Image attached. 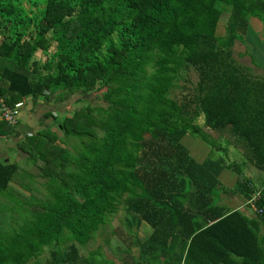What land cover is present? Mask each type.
Returning <instances> with one entry per match:
<instances>
[{
	"label": "trees",
	"instance_id": "obj_1",
	"mask_svg": "<svg viewBox=\"0 0 264 264\" xmlns=\"http://www.w3.org/2000/svg\"><path fill=\"white\" fill-rule=\"evenodd\" d=\"M255 25L264 31V0H0V140L19 136L23 106L90 103L50 112L48 129L15 143L46 192L0 157V264H105L81 250L121 207L129 228L153 230L122 264H264V76L234 54ZM188 135L228 161L199 164ZM260 190L262 214L218 205Z\"/></svg>",
	"mask_w": 264,
	"mask_h": 264
},
{
	"label": "rangeland",
	"instance_id": "obj_2",
	"mask_svg": "<svg viewBox=\"0 0 264 264\" xmlns=\"http://www.w3.org/2000/svg\"><path fill=\"white\" fill-rule=\"evenodd\" d=\"M227 24V16H225L222 21L220 22L219 29H218V35L224 36L225 35V29ZM254 29H251L249 32V35L245 37V43H238L236 47H234V54L238 60V62L244 66L251 67L253 72L256 75L264 76V31L262 30V26L255 25L253 26ZM36 59H45V57L41 53H37L35 56ZM252 58L256 62L254 64L252 62ZM191 79L195 83L197 81L195 74H191ZM101 93H96L93 95L97 99L98 102L99 96ZM84 98H88V95L83 96ZM78 96H67L64 101L62 102H54V98L49 101L39 100L35 106L32 108L31 106L28 108V106H23L22 110L20 111V118L18 121L19 126V133L18 137L9 139L8 141H5L3 139L0 140V157L6 158L8 161L17 162L20 165H22L23 168L27 169V172L35 176V184L33 185L34 188H36L38 191L46 192V186H45V180L42 178H39V171L36 167L31 165V163H27L26 155L24 156L23 153L20 151H13L15 148V143L19 140H24L29 134L37 133L39 131H43L48 129L52 124V119L49 118L47 115L52 113H65L67 112L69 115L74 111L77 107H85L89 102H81L76 103V99ZM91 101V100H90ZM97 103L93 101L91 103L92 106H96ZM101 104V103H99ZM204 119L201 117L198 120L199 124H203ZM15 123V122H14ZM53 130L58 133L57 127H53ZM215 139H221L218 134H213ZM195 140V142L203 143L202 140L199 138H192ZM57 144L60 145V142ZM62 145V144H61ZM188 148L193 149L196 151V146L194 144H191L187 142ZM207 147L206 144L203 143ZM219 148H224L227 146L226 143L220 142L218 143ZM199 147V146H198ZM209 151V156L213 159H218L220 156L225 157V160L228 161V156L226 152L223 151H213L210 147H207ZM230 159L235 160L237 156L234 155L233 146L230 147ZM207 150V151H208ZM206 157V158H208ZM255 172L256 170H251ZM247 172L251 174L250 172ZM260 174V173H259ZM232 177V176H231ZM238 179V177H237ZM225 181H222V183L225 185L224 187L226 189H235V176L232 177L231 182H233L232 185H226L224 183ZM17 188H21L20 182L16 184ZM222 192H218V197L221 195ZM224 203H227L229 206V211H232L235 207V198H232L229 195H224ZM231 198V199H229ZM238 200V199H236ZM245 204V202L241 201L240 207L242 208V204ZM245 206V205H244ZM244 211V210H242ZM12 216V213H10ZM251 215L256 214L255 210L250 211ZM16 213L14 214V218L16 217ZM125 214L123 212V207L120 208L119 212L111 218L109 223L101 228L99 231L97 238L94 243H92L86 250H81V253L83 256L87 257L90 254V251L99 252V256L94 257L93 260H95L96 263H105V264H122L123 258L125 257L127 253V249L129 246H131V252L135 257H138L139 255V248L134 243V239L138 237L143 242L146 241L152 234L153 230L152 228L144 223V225L141 226V228L133 227L132 229L128 227L125 220ZM4 219H1L3 221L10 222L11 218L8 216L1 217ZM12 221V220H11ZM48 257L50 259V248H46V255L44 258ZM88 258V257H87ZM42 263V261H41ZM45 264V262H43Z\"/></svg>",
	"mask_w": 264,
	"mask_h": 264
},
{
	"label": "crops",
	"instance_id": "obj_3",
	"mask_svg": "<svg viewBox=\"0 0 264 264\" xmlns=\"http://www.w3.org/2000/svg\"><path fill=\"white\" fill-rule=\"evenodd\" d=\"M193 137H191L190 135H188L187 137H185V139L183 140V144L185 145V147L188 149V151L190 152L191 156L196 160V162H198L199 164L203 163L209 156V151L211 152V150H208V148L203 145V143H198L195 142V140L192 139ZM195 139V138H194ZM187 142L194 144L196 146V151H194L191 148H188L189 146L187 145ZM199 146V147H198ZM208 150V151H207ZM235 176V184L237 182V175H235L234 173L230 172L229 170H225L222 172V174L220 175V181H225L224 183L226 185H232L233 182H231L232 177ZM234 184V185H235ZM231 199V198H229ZM238 199V200H236ZM244 199V198H243ZM241 201L245 202V204H242V208L240 207ZM224 197H222L220 199V201L218 202V205L225 207L226 209V213L230 214L232 213L235 209H240V210H244L247 214H250V210L247 209L249 206L247 205L248 201L246 199L242 200L241 196H238L235 198V207L232 211H229L228 208V204L224 203ZM245 205V206H244ZM247 205V206H246Z\"/></svg>",
	"mask_w": 264,
	"mask_h": 264
},
{
	"label": "built area",
	"instance_id": "obj_4",
	"mask_svg": "<svg viewBox=\"0 0 264 264\" xmlns=\"http://www.w3.org/2000/svg\"><path fill=\"white\" fill-rule=\"evenodd\" d=\"M22 104H18L17 105V108H20ZM18 114V111L16 110H12V109H9L8 107H5L3 109V115L4 117L6 118L7 121H12L13 120V117ZM262 199V192L261 190L257 193H255L253 196H252V199L250 201H248L247 205L252 207L255 212L258 211L260 214L263 213V211L261 209H258L256 204L257 202Z\"/></svg>",
	"mask_w": 264,
	"mask_h": 264
},
{
	"label": "clouds",
	"instance_id": "obj_5",
	"mask_svg": "<svg viewBox=\"0 0 264 264\" xmlns=\"http://www.w3.org/2000/svg\"><path fill=\"white\" fill-rule=\"evenodd\" d=\"M250 207V206H249Z\"/></svg>",
	"mask_w": 264,
	"mask_h": 264
}]
</instances>
